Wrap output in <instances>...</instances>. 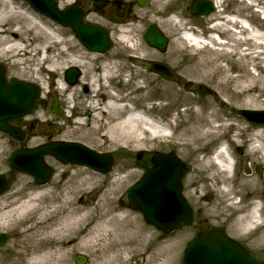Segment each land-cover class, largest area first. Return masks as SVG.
<instances>
[{"label": "rangeland", "instance_id": "rangeland-1", "mask_svg": "<svg viewBox=\"0 0 264 264\" xmlns=\"http://www.w3.org/2000/svg\"><path fill=\"white\" fill-rule=\"evenodd\" d=\"M190 1L173 0L163 4L161 0H151L146 6L136 5V16L131 22L126 25H113L111 27L116 32V35L113 33L112 37L114 41L113 53H109L107 57H97L96 53L81 45L72 31L56 25L52 20L39 13L37 14L28 2L15 0V2L41 18L47 26L54 29L59 35L57 39H64L66 42L59 45V40L54 41L50 37L44 38L43 35L36 37L38 33L36 29L31 28L32 24L23 21L22 24L25 32L21 38L24 49L20 51L19 57L21 55V58L26 63H13V59L0 57V61L7 65L9 76H16L36 82L43 88L42 97L39 99L33 113L24 119V125L30 131V136L25 141L18 142L0 131V172L10 173L8 158L15 148L21 145H38L45 139L47 140L49 136L55 139L77 140L97 151L112 152L115 157V163L110 173L103 174L88 167L65 164L55 157L48 155L46 156V161L55 169L52 179L45 185H37L31 175L14 172L12 174L14 180L12 189L0 199V210L13 204L14 200L24 199L25 196L32 192L34 187L48 188L45 192L47 195L57 196L60 186L68 183L69 179H79L81 176L92 175L94 179H91V183H87L82 188L78 185L76 186L75 183H68L66 189L71 191L70 198H72L73 203L75 205L94 204L97 196L101 193L100 190L105 189L106 186H112L114 183V191L107 194V196H110L107 199V204L111 209L112 215L123 212L125 215H129V218L135 219V222L139 226L148 229V235L152 238L151 245L153 246L154 244L155 246L157 244L153 248V252L158 259H164L161 248L172 243L177 247L176 253L174 252L166 260L165 264H181L186 242L195 232L192 230L184 232L182 230L165 236L154 226L148 224L142 213L130 208L127 198L128 187L139 176L133 175L132 177H128V172L135 173V171H138L137 166L139 168L150 161L148 155L142 159V162L137 160V151L153 148L164 151L174 150L183 160L188 161L192 166L191 173L187 174L188 176L186 175V180H184L185 185L187 186L193 176L199 177V182L197 183L198 190L196 192L197 197L202 200L204 199L203 206L207 214L218 219V222L214 221V223L225 224L230 234L241 239L242 242L248 244L257 253L264 255V164H260L259 161H255L245 153L246 149L250 146L248 140L253 138L252 133L254 129L260 125L251 124L239 113V109L242 108L264 109V94H261L260 90L254 91L253 94L257 101L251 105H247L246 100H248V97L246 96L239 98L232 97L231 90L233 85L228 87L220 84V79L224 74H211L215 64L209 61L216 59L215 48L211 46L213 43L211 45L198 46L187 40L181 41L180 29L169 19L172 15L176 14L182 23H184V30H193L195 36H201L209 40L213 33L218 32L229 41H227L229 43L227 45L215 44L214 46L229 47L235 51L247 47L251 48L254 53L248 57L249 62L245 66V71L257 77L259 73L263 75L259 66L264 68V53L260 54V51L264 49L251 44V41L247 45L239 43L237 37L245 35L242 31L241 23L240 21H238V24H234V21L229 23L228 18L234 17L238 20H248L253 30L264 36V0H251L252 2L249 0H221L219 6H217V11L205 17L191 16ZM216 22H220L218 27L214 26ZM149 23H156L170 37L171 40L167 53L162 54L156 51L145 41L143 34ZM226 27L230 29L228 30ZM41 29L43 28L41 27ZM44 31L46 32L47 30L45 29ZM47 35L49 36V33ZM235 51L234 55L230 52L223 53L217 60V63L226 68L225 73L229 75L244 74V69L238 67L239 64L237 65L236 63V57L239 54L236 55ZM45 56H48L46 62L40 63ZM27 58L29 60H26ZM154 58L170 64L180 74L184 75L186 80H192L193 86L186 89L185 86L179 85L177 81L169 80L146 71L142 64L146 60H153ZM73 63L78 64L81 68L82 76L78 85L69 86L65 81L64 71L69 64ZM106 66L112 70L111 72L123 71L121 77L122 82L126 84V94H128L129 100L131 98L134 100V102L130 101V104L134 103L135 110L140 111L143 117L159 124L162 135H155L151 129L146 128L142 123L139 124L140 129H138V132L141 133L140 131L143 130L142 136L145 139L138 142L128 144L123 142L113 143L107 135L102 134L99 136L92 134L90 130L92 124L91 115L86 108V100L92 95L89 81L92 75L98 76L102 73ZM53 72L56 74L57 80L56 85L51 86L53 81L51 74ZM199 73L202 74L199 75ZM250 76L244 78L247 80L250 79ZM197 82H203L213 87L221 96L220 100H215L214 96H201L197 94L195 91ZM59 86H67L68 88H64L62 91ZM85 86H88V91L85 89ZM56 94L65 103L63 105L67 114L65 119L56 117L49 110L50 101ZM205 105H211L209 111H221L224 119L231 118L226 120V123H241L240 127L237 126L235 128L234 125L227 130L228 135H230L228 137L231 138H237L235 134L240 133L241 136L239 135L238 139L244 143L242 149L233 148L236 154L234 164L235 178L229 183V187L233 188V199H227V201L229 203H238L243 207V213L247 212L253 203L260 204L262 225L258 229L252 228L250 229L252 231L240 230L235 226L234 220L237 214L231 213V210L225 208L227 206L225 203L221 205L223 199H218L219 193H213L210 189L214 185V182L201 168L202 157L206 154V151L201 148V141L196 140L194 144L191 143L192 145L185 143V141L190 139V136L187 135L190 125L187 115V112L189 113L190 111L189 108L196 109ZM81 111L82 114H77L76 116L78 117L76 119L74 116L75 112L80 113ZM49 120H56L55 123L53 122L56 129L52 132L47 130V127L52 123ZM261 126L264 127V125ZM257 139L264 143V135ZM215 145H213L210 152L214 150ZM257 166L263 168L261 173L256 171ZM246 168H250V171L246 172ZM81 172H84V174H81ZM204 176H206L205 179L202 178ZM246 177L257 180L260 191L259 195L255 197L245 195L246 191L241 189L239 184ZM101 184L105 186L99 189ZM51 189L55 191L51 192ZM190 193L194 194L192 190L189 191ZM212 202L213 205H218L219 208H217L219 210L225 208L221 217H216L209 212L214 211L218 213L215 207L214 209L211 208ZM101 211L102 209H97L91 216L97 219ZM23 226L24 223L16 225L13 222L10 223L8 219L0 220V230L9 232L6 246L0 248V264L27 263L29 255L25 253L26 244L25 234L22 231ZM142 243L141 241L136 242L137 245H141ZM87 246L90 249L86 246H79L71 250L68 264H77L75 257L79 253H83L88 257V261L85 264H93L96 254L93 252V249H96V247L90 246L89 243H87ZM122 256L123 258L130 256L131 264L135 262L141 264L143 259L140 253H130Z\"/></svg>", "mask_w": 264, "mask_h": 264}, {"label": "bare ground", "instance_id": "bare-ground-1", "mask_svg": "<svg viewBox=\"0 0 264 264\" xmlns=\"http://www.w3.org/2000/svg\"><path fill=\"white\" fill-rule=\"evenodd\" d=\"M170 1L173 0H161V3L165 4ZM220 1L216 0L217 6H219ZM249 1L252 2L251 0ZM169 19L180 29L181 41L187 40L198 46L211 45L213 43L211 46L215 48L216 59L209 61L215 64L211 74H224L220 79V84L228 87L233 85L231 90L232 97L239 98L246 96L248 97V100H246L247 105H251L257 101L253 94L254 91L260 90V93L264 94V68L259 66L263 75L259 73L257 77L245 71V66L249 62L248 57L254 53L251 48L247 47L235 51L229 47L214 46L215 44H221V42L217 41L218 36L216 34H212L211 39L207 40L201 36H195L194 32L184 30V23H182L178 15L174 14ZM23 21L33 25L31 27L36 29L38 33L36 37L43 35L44 38L50 37L54 41L59 40L60 44L66 42L64 39H57L59 35L45 23V28L49 32L48 36V33L46 34L47 31L45 32L41 29V24L44 23L41 18L15 2V0H0V57L13 59V63L22 64L25 62L21 58V55L19 57L20 51L24 49L21 38L25 32L22 24ZM232 21H234V24H238V21H240L242 31L245 33L244 36L237 37L239 43L247 45L251 41V44L264 49L263 34L255 32L248 20H238L237 18L229 17L228 22ZM219 23L216 22L214 26L218 27ZM226 29L229 30L230 28L226 27ZM228 42H226V45L229 44ZM234 51L236 55L239 54L236 57V63L237 65L239 64L238 67L244 69V74H226V68L217 63V60L223 53L230 52L234 55ZM261 53H264V50H261ZM97 57L101 56L97 55ZM113 57L115 56L113 55ZM47 59L48 56L43 57L40 63L46 62ZM26 60L29 59L27 58ZM208 64L210 65V63ZM111 71L106 66L102 73L98 76L92 75L89 81L92 95L86 100V108L91 115L92 124L90 130L92 134L99 136L102 134L107 135L113 143L123 142L128 144L138 142L145 139L142 136L143 130L140 131L141 133L138 132V129H140L139 124L142 123L146 128L151 129L155 135H162L159 124L143 117L140 111L135 110L134 103L130 104V101L134 102V100L133 98L129 100L128 94H126L125 83H121L123 94L119 90H117L116 95L110 93L111 86L108 82H115L114 78L119 75L118 71ZM246 76H250V79L246 80L244 78ZM59 88L63 91L64 88L67 89L68 87L59 86ZM210 108L211 105H205L196 109L189 108L190 111L189 113L187 112V115L190 125L187 135L190 136V139L185 141V143L192 145L196 140L201 141V148L206 151V154L202 157L201 168L214 182V185L210 189L213 193H219L218 199H223L221 205L225 203L227 205L225 208L231 210V213L237 214L234 220L235 226L240 230L252 231L250 230L252 228L258 229L262 225L261 208L259 211L260 205L253 203L250 209L243 213L242 206L238 203H229L227 201V199H233V188L229 187V183L235 178V151L220 149L214 155L210 152L217 140L230 136L227 131L229 128L234 125L235 128L237 126L240 127L241 123H226V120L231 118L224 119L221 111H209ZM77 114H82V111L80 113L75 112L74 116L76 119L78 117L76 116ZM239 135L241 136L240 133L235 134L237 138L234 142V148L242 149L244 143L239 141ZM262 135H264L263 126L256 127L252 133L253 137H260ZM245 153L255 161H259L260 164H264L263 143L257 145L251 141ZM139 173V170L135 171V173L128 172L127 176L132 177ZM81 174H84V172H81ZM202 178L205 179L206 176ZM91 179H94L92 175L81 176L79 179H69L68 183H75L76 186L78 185L82 188L87 183H91ZM189 182L190 185L196 186L199 182V177L193 176ZM221 182L224 183V187L220 186ZM68 183L60 186L57 196L47 195L45 192L48 188L34 187L32 192L25 196L24 199L14 200V205L11 204L0 210V220L8 219L10 223L13 222L16 225L24 223L22 231L25 234V253L29 255L26 264H68L71 250L79 246L89 247L87 243L90 246L96 247V249H93V252L96 253L93 264H131L130 256L126 258L122 256L130 253H140L143 256L141 264H165L166 260L174 252L176 253L177 247L169 243L168 246L161 248L164 259H158L153 252V248L157 244L155 246L154 244L153 246L151 245L152 238L148 235V229L139 226L135 222V219L129 218V215H125L123 212L112 215L111 209L107 204V199L110 196H107V194L114 191V183L112 186H106L105 189H101V187L105 186L101 184L99 187L101 193L97 196L94 204L91 205H75L72 198H70L71 191L66 189ZM257 184V180L246 177L240 181L239 185L241 189L246 191L245 195L255 197L260 194ZM53 191L55 190L51 189V192ZM203 204L204 202H202V206ZM214 207L218 213L214 211L209 212L216 217H221L225 208L219 210L218 205L215 206L212 202L211 208L214 209ZM97 209H102V211L97 216V219H95L91 215ZM204 213L208 217L216 219L207 214L205 208ZM88 220L90 221L87 222ZM137 241L143 243L137 245Z\"/></svg>", "mask_w": 264, "mask_h": 264}, {"label": "water", "instance_id": "water-1", "mask_svg": "<svg viewBox=\"0 0 264 264\" xmlns=\"http://www.w3.org/2000/svg\"><path fill=\"white\" fill-rule=\"evenodd\" d=\"M29 1L36 9L52 18L58 13L55 0ZM138 2L140 5H146L149 0H138ZM95 5L97 7V3ZM191 8L193 16H202L212 13L216 6L213 0H192ZM60 15L63 16V13ZM63 17H67L69 21L63 22L64 25L71 26L82 43L90 49L106 52L111 48L112 41L104 28L88 25L82 21L76 22L80 16L74 14ZM145 38L153 47L162 52L167 51L169 38L156 24H150L147 27ZM152 70L170 79L178 78L180 84L184 82V77L178 76L166 63L154 61ZM80 74L78 67H70L66 75L68 82L72 85L76 84ZM190 86L191 83H188L187 87ZM197 92L202 95L215 93L213 88L203 83L197 85ZM40 93V87L30 82L13 78L10 83H7L5 66L0 64V130L18 140H24L27 137L26 132L16 125L22 123L24 115L32 113ZM216 98L219 99V96L216 95ZM50 109L64 117L57 98L52 100ZM240 112L252 122H264V110H241ZM46 154H52L65 163L87 165L103 173L109 172L114 164L111 153H100L83 143L64 140L35 148L18 149L13 152L9 163L13 170L30 173L35 176L36 183L45 184L54 172L45 161ZM140 155L141 152L138 158ZM152 161L154 166L148 169L139 182L129 188L130 207L141 211L149 224L165 234L192 225L193 211L182 193V176L185 171L182 160L175 153H163L154 156ZM257 170L262 171L260 167H257ZM8 185L5 175L0 174V195L8 190ZM5 243L6 235L0 233V246ZM76 261L78 264H85L87 257L79 254ZM182 264H264V259L252 254L239 242L228 238L223 228L214 227L207 232H202L189 243Z\"/></svg>", "mask_w": 264, "mask_h": 264}, {"label": "flooded vegetation", "instance_id": "flooded-vegetation-1", "mask_svg": "<svg viewBox=\"0 0 264 264\" xmlns=\"http://www.w3.org/2000/svg\"><path fill=\"white\" fill-rule=\"evenodd\" d=\"M72 4L73 6L77 7L79 10L83 11L84 18L87 21L94 24L107 26L110 29L113 25L124 24V23H120L122 19L126 18L125 23H129L136 16L135 8L137 3L134 0H100L98 5L99 8L98 10L94 8V0H58V5L62 9H66ZM163 151L164 150L154 149L151 150L150 152L147 151L144 152V154L142 155V159L148 155L150 161L149 164L146 163L139 168L137 166V170L140 171V175L145 171V169L148 166L151 165V156ZM168 151H172V150H168ZM142 159L139 161L142 162ZM184 161H185V165L187 166V172L184 175L183 181L186 180V175L191 173L192 171L191 164L186 160ZM9 180L12 186L13 179L9 178ZM196 188H198L197 184L196 186L190 185V182H188L186 186L184 183V193L187 196L195 212L194 225L191 228L186 229L187 231L188 230L194 231L195 234L193 236L197 235L200 231L211 227L214 224V221L218 222L217 219H212L207 215H205L204 208L202 206V202H204V199L202 200L201 198L197 197ZM190 190L194 192L193 195L191 193L189 194Z\"/></svg>", "mask_w": 264, "mask_h": 264}]
</instances>
